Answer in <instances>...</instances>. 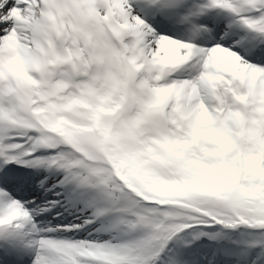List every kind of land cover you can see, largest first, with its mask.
I'll return each mask as SVG.
<instances>
[{
    "label": "snow or ice",
    "instance_id": "6c2138e0",
    "mask_svg": "<svg viewBox=\"0 0 264 264\" xmlns=\"http://www.w3.org/2000/svg\"><path fill=\"white\" fill-rule=\"evenodd\" d=\"M0 264H264V0H0Z\"/></svg>",
    "mask_w": 264,
    "mask_h": 264
}]
</instances>
